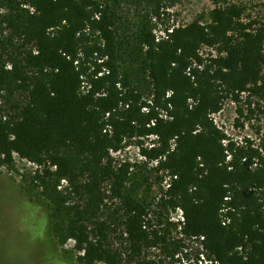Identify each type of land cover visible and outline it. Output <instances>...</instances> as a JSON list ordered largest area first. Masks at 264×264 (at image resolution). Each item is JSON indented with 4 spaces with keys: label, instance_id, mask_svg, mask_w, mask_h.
I'll return each mask as SVG.
<instances>
[{
    "label": "trees",
    "instance_id": "obj_1",
    "mask_svg": "<svg viewBox=\"0 0 264 264\" xmlns=\"http://www.w3.org/2000/svg\"><path fill=\"white\" fill-rule=\"evenodd\" d=\"M209 1L208 23L145 37L142 79L121 74L112 17L96 0H0V166L12 167L16 153L38 167L27 186L50 212L17 194L45 217V232L53 221L60 245L74 241L78 264H166L143 254L164 253L167 239L127 187L130 164L110 155L131 141L157 173L175 177L157 206L181 210L182 238L199 240L217 264H264V136L235 144L212 118L241 94L264 101V32L244 24L238 6ZM202 47L218 55L205 59ZM107 199L120 204L126 258L99 219Z\"/></svg>",
    "mask_w": 264,
    "mask_h": 264
},
{
    "label": "rangeland",
    "instance_id": "obj_2",
    "mask_svg": "<svg viewBox=\"0 0 264 264\" xmlns=\"http://www.w3.org/2000/svg\"><path fill=\"white\" fill-rule=\"evenodd\" d=\"M96 1L112 17L121 74L125 75L126 72L132 78L142 79L145 67L144 39L148 34L157 40L164 37L167 29L188 25L194 21L206 24L209 12L216 7L209 0ZM226 2L242 10L244 24L264 32V0ZM200 54L205 59L218 55L215 48L207 47H202ZM24 99V95H17L14 101L22 103ZM212 118L217 128L235 144L242 145L249 141L257 146L264 136V101L248 93L241 94L238 101L230 98L225 100L222 110ZM153 139H145L144 146H152ZM137 148L136 141H131L122 149L120 155L113 158L115 161H126L130 164L127 187L150 204L147 219L153 229L166 237L168 244L164 253L160 247H154L145 250L143 254L151 260L162 259L166 264H210L199 240L182 238L180 235V214L175 213V210L157 206L161 187L158 178L165 173L155 171V162L139 161ZM30 172V166L18 161L12 167L0 166V264H78L77 257L80 252L75 250L74 241L67 240L60 245L51 229L53 221L48 220L45 232L40 227L45 217L41 219L37 208L17 194L20 192L26 199L41 205L47 214L50 212V203L35 187L27 186ZM103 189L106 191L108 187L105 185ZM119 206V202L107 199L99 219L111 224L108 246L126 258L128 243L123 235L122 212ZM18 221L21 225L24 224V230L14 232L12 227ZM32 226L35 228L31 233ZM178 240H182L184 247L174 253L175 248L170 243Z\"/></svg>",
    "mask_w": 264,
    "mask_h": 264
},
{
    "label": "built area",
    "instance_id": "obj_3",
    "mask_svg": "<svg viewBox=\"0 0 264 264\" xmlns=\"http://www.w3.org/2000/svg\"><path fill=\"white\" fill-rule=\"evenodd\" d=\"M121 151H122V150H119V151H117V152H113V151H111V152H110V155H111V157H116V156L120 155ZM137 151H138L137 155H138L139 161H147V159H146L143 155L140 154L139 148H137ZM12 159H13V163H15V161H18V162H21L23 165H28V166H30V168H32V171H34V170H36V169L38 168L36 165H34V164L28 162L27 160H25V159H21L16 153H13V154H12ZM123 162H125V161H123ZM155 163L157 164V162H155ZM50 169H51L52 171H55L56 168H55V167H52V168H50ZM160 173H162V174L165 173L164 176L162 177V178H163V181H162V184H161V188H162L163 190H167V189L169 188L170 184H171V180H172V178L175 179V177H171L167 172H163V171H161ZM57 190H58L59 192L64 193V194L67 193L66 191H70L69 184H68V182H67L66 179H61V180H60V182H59V184H58V186H57ZM160 196H161V195H160V193L158 192V199H159ZM175 213H179V214H180V218H181V224H180V226H179V229H180V228H181V225H182V223H183L182 212H181L180 209H176V210H175ZM172 219H173V218H172ZM179 231H180V230H179ZM181 236H182V235H181ZM209 263H210V264H217V262H215V261H211V260L209 261Z\"/></svg>",
    "mask_w": 264,
    "mask_h": 264
}]
</instances>
